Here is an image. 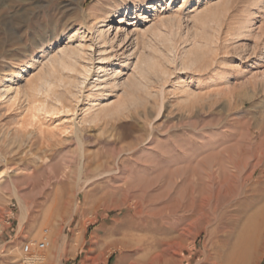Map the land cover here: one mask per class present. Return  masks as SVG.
I'll use <instances>...</instances> for the list:
<instances>
[{
	"label": "rangeland",
	"instance_id": "obj_1",
	"mask_svg": "<svg viewBox=\"0 0 264 264\" xmlns=\"http://www.w3.org/2000/svg\"><path fill=\"white\" fill-rule=\"evenodd\" d=\"M16 1L0 0V77L33 65L15 79L14 101L12 91L0 100V171L11 175L0 188V264H264V0H148L157 12L141 23L132 0H81L80 8L76 0ZM121 2L128 21L104 23L118 50L105 68L124 61L139 37L135 48L155 55L166 73L152 71L150 84L131 88L130 56L120 75L129 90L101 100L87 97L86 83L64 107L30 120L31 100L41 98L27 97L29 85L46 57L77 29L97 50L93 17ZM159 19L180 21L173 50L181 51L187 30L207 45L206 69L165 59L168 44L149 34L134 40V25L141 31ZM98 66L89 82L103 74ZM179 79L184 95L174 88ZM123 90L137 102L88 122L91 102L115 101ZM44 229L46 248L25 254Z\"/></svg>",
	"mask_w": 264,
	"mask_h": 264
},
{
	"label": "bare ground",
	"instance_id": "obj_2",
	"mask_svg": "<svg viewBox=\"0 0 264 264\" xmlns=\"http://www.w3.org/2000/svg\"><path fill=\"white\" fill-rule=\"evenodd\" d=\"M23 1H25V0H17L16 2L18 3V2H23ZM80 2H81V0H76V7L77 8L81 7ZM183 2H185V0H183ZM136 5L139 6L140 9L142 8V12L139 13L138 15H136L137 17H135V18H138V22H140V23L148 21L147 18H149L150 16L154 17L156 12H157L156 7L150 5V2L148 0H132L131 6H133L134 12H136L135 11ZM148 9L153 11L152 15H148ZM128 10H130L129 4H124V2H121V4H115L107 14L102 13V14H99V15H96L95 17H93V23H91V29H93V31H94L93 32V34H94L93 41H95V43L97 42V44H99V48L97 50H95L93 48V44H87L86 45L84 42H82L80 40L84 36L81 32H80V35H77V33L79 32V29H77V31L73 32V34L67 35L66 39L68 41L63 47H59V49H57V51L55 53L50 54L49 56L46 57L45 61L42 63V67L40 68V70L38 71V73L36 75V79L34 81H31L30 85H29L28 90L30 92L27 94L28 95L27 97L38 96L41 98L39 100H37V99L35 100V99L31 98L32 99L31 100L32 105L30 107V110H31V113L29 115L30 120H34L38 116L39 113L51 114V113H54L56 110H58L60 107L61 108L64 107L63 106V100H65L66 98H70V97L76 98V93L73 92V90L79 86H82L83 84H86V83L90 84L91 89H92V92L90 91V93L87 94V97L91 96V95H92V97L97 95L98 97L99 96L101 97V98L99 97L101 100H107L108 98L104 97V96H111L112 94L115 95V92L117 90H120V88L122 90L123 87H126V86H124L126 82H131L130 78H128L127 81L125 80L126 81L125 82V81L121 80V76H120L121 74H124L125 70H128L130 68V64H128V60H129L130 56H135V58H136L135 63H134V68H133V69H135V74L131 75V76L135 77L134 78L135 80L132 81V83H130L131 84L130 87L132 85L138 84V89H139V86L142 87L144 84V83L142 84L141 81H143L145 79H146V82L149 83L148 82L149 80L147 81V79H149V78H146V77L149 74H151L150 72H152V71H154V73L156 75L165 74L166 71L163 69L164 66H161V64H160L161 62H158L155 55L154 56L150 55L152 53L148 54L147 50L146 51L145 50H141V51L139 50L138 51L135 48L136 47L135 44H137V46H138L137 41L139 40V37H138L137 41L135 40L137 38V36L142 37V36H146V34H149V35L153 36L155 40H158V41L160 40L161 42L164 41L166 44H168V46H166V44H165V46L168 47V48L165 47L167 49V54H165L166 49L164 50L165 51V53H164L165 59L167 58L170 61H172L173 59L179 60V62H180L179 65L181 66V68L183 70H186V69L193 67V66L198 68V65L200 66V64H202L204 62L203 58L205 57L204 56L205 54L201 50V48L207 47V45L204 46L201 43L197 42L198 40H196V38L189 37V35H188L189 32L187 30V32H185V34H182L181 38H180L181 39L180 44L182 45L181 51H180V49L179 50H177V49L173 50V48L176 46V44H175V46H173V41H174L173 40V35H174L173 31L180 28V25H181L180 21L179 20L176 21L173 19H168V20H163V19L160 20L159 19L160 20L159 22H155V23L153 22L149 26H147L144 30H141V31H139V29H137V26L134 25L133 31L130 30V32H133V36L136 35L134 37V40L136 42H134V44H132L133 41L131 40V44H130L131 48H130V50L128 49L130 51V53L128 55L124 56V58H125L124 61H122L121 63H118V64L116 63L117 64L116 67L106 69L105 67L107 65H111L112 60H115V58L117 57L118 50H113L114 45L112 43L116 37L113 36L112 38H110L109 30L105 28L106 24H104V23L108 19H109V21H107L108 23H112V22L120 23L122 21H128V19L124 18L125 16H122V17L119 16V13H124V15H126L125 13L128 12ZM86 15L91 16V14L88 12ZM123 18L125 20H123ZM167 25H169L168 27H169V29H171L170 34H169L170 31L168 33H166L164 30L167 27ZM124 30L126 31L127 29H124ZM116 32H117V28H115L114 34ZM130 32L126 31L123 35L121 34L122 36H119L117 38L120 41L118 44L119 47L121 46V44H122L121 47L125 46L124 43H125L127 37H129L128 35ZM75 37L77 39H79L77 44H73V39ZM142 40H144V39H142ZM186 43H188V45H189L188 48H186L184 46V44H186ZM107 47H109L110 50L113 51V53L106 54L108 52ZM150 47H151V44H149V42L146 41V44L144 45V49H146V48L149 49ZM141 48H143V47H141ZM154 48H155V46H154ZM151 50H153L152 47H151L150 51ZM87 51H91V52H87ZM164 51H162V52H164ZM121 54L124 55L125 53L122 52ZM164 56H162V57H164ZM171 56H173V58ZM174 57H176V58H174ZM94 61H96L95 65L93 63ZM175 62H177V61H175ZM97 64L101 65V66H98L97 68L100 69L103 74L98 75L97 77H95V79H93L92 82H89V80H90L89 76L91 75V72L95 69ZM204 64H202V67ZM32 65H33L32 62H27L25 65H20V66L16 67V69L5 73L3 75V77H0V100L4 97H7L8 94L12 91L15 94L10 100L14 101L16 95L21 93V90L19 89V87L14 86V81L17 77L22 75L23 70H26L27 68L31 67ZM207 65L208 64H205L204 68L207 67ZM202 67H201V69H202ZM162 78H163V76H162ZM132 79L133 78L131 77V80ZM158 79H160V78H158ZM180 81L181 80L179 79V81L175 82L174 88L180 90V92H182L184 95V94H186V90L183 88V86L181 85L182 83H180ZM126 84H128V83H126ZM135 87L137 88V86H135ZM135 87L133 86L131 88H135ZM143 87L145 88L146 86H143ZM141 89H143V88H141ZM129 92H126V90H125L124 92H122L124 95L121 93L122 96H124V97L118 96L115 101L106 102L104 104H101V102H95V101L91 102L92 103L91 110L92 109L93 110L90 112V115L88 113V115H89L88 122L89 123L90 122L94 123L96 121L98 122V120H100L101 118L105 119L106 117L107 118L113 117L114 115H119L120 113L125 112L126 111L125 109L127 108V104L129 102H130V104L137 102L135 99L133 100V98L130 96L132 94H129ZM188 95H189V97H191L190 92ZM148 96H150V95H148ZM193 97L194 96H192L191 98H193ZM187 99H189V98L187 97ZM131 106L132 105H130L129 107H131ZM136 106H137V104H136ZM132 108H133V106H132ZM24 127H25V125H24ZM83 151L85 152V149ZM84 152H83V155H84ZM10 176L11 175L7 174V171H4V170L0 171V188L5 182L8 181ZM26 176H28V175H26ZM12 185H13V191H15L16 186H15V184H12ZM17 194H19V191H18V193H16V195ZM23 200H24V197L22 199L20 196L17 195V201L20 204L21 209H22V213L20 216L21 221H23L25 219V213H24L25 204H24ZM239 242H241V241H239ZM36 262H38V261L36 260Z\"/></svg>",
	"mask_w": 264,
	"mask_h": 264
},
{
	"label": "built area",
	"instance_id": "obj_3",
	"mask_svg": "<svg viewBox=\"0 0 264 264\" xmlns=\"http://www.w3.org/2000/svg\"><path fill=\"white\" fill-rule=\"evenodd\" d=\"M47 246V230L42 231V237L38 241L27 242L24 244L22 250L25 254L34 255V253L45 249Z\"/></svg>",
	"mask_w": 264,
	"mask_h": 264
}]
</instances>
